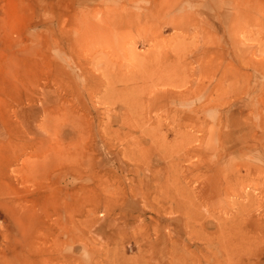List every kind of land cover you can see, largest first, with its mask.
Segmentation results:
<instances>
[{"label": "rangeland", "instance_id": "374dc122", "mask_svg": "<svg viewBox=\"0 0 264 264\" xmlns=\"http://www.w3.org/2000/svg\"><path fill=\"white\" fill-rule=\"evenodd\" d=\"M173 49L214 61L168 109L220 107L174 170L172 125L119 115ZM177 261L264 264V0H0V264Z\"/></svg>", "mask_w": 264, "mask_h": 264}, {"label": "bare ground", "instance_id": "6f19581e", "mask_svg": "<svg viewBox=\"0 0 264 264\" xmlns=\"http://www.w3.org/2000/svg\"><path fill=\"white\" fill-rule=\"evenodd\" d=\"M150 56H153V54H150ZM167 56L168 54H158L157 59H155L156 64L152 66L153 68H159V70L162 72V79L159 75V79L150 81L147 80L146 83L144 81L142 84L137 81V78H135V80L133 78L128 80V83L137 89L135 106L132 105L134 106L132 107L130 105H124L120 109L119 115L121 120H123L122 123L125 126L128 128H133V126H137V124H139L137 128L141 129L142 131V133H139L151 138V126H159L162 122L163 124H171L172 127L169 129L171 135L179 134V139L183 143V147L180 148V152L176 155L177 159L175 162H170L169 164L171 169L174 170L176 167H179L184 160L192 157L196 158L198 155L195 147L192 145L196 141L198 142L197 138L191 134H181L180 131L185 127H189L190 129L196 128L197 126L201 125V123H203L201 121V116L204 115L205 117V114L208 113L207 111L209 108L215 111L220 107L208 102L193 109H188L187 111L168 109V104H174L175 102L180 103L182 99L188 98L193 93L201 94L207 91V87H204L201 83L192 84L188 81V79L192 76H195L198 79L204 77L203 68L200 66L201 62L204 64V61H206V63L209 64L213 63L214 60L213 54L209 51H204L200 54L195 53L194 60H190L188 58L185 59L184 56L182 57L180 52H176L174 49L172 51V55L168 58ZM192 62H196L200 66V70H198L196 75L188 74L187 76L185 73L181 75L182 77H180V75L175 74L176 71L187 70V66L191 65ZM150 69H152L151 66ZM156 110H162V115L160 114V116L152 117L150 113ZM176 129H178V131H175ZM161 137L166 139L164 135ZM168 152L169 151L165 149L163 143H155L154 154H159L156 156L158 159L167 160L170 155ZM146 169L150 170V167L147 166ZM184 181L185 180H183V182ZM159 186L160 185H158V187ZM132 187L134 190L133 185ZM141 199L143 200L144 198L141 197ZM186 200L188 201L187 209L195 206L191 193H188V191H186ZM221 231L223 232H221L220 235L223 237V240H226L225 242H229L230 244L235 242L236 237H232L233 233L230 236V233H228L225 228H221ZM230 244L228 246H230ZM234 244L238 247L239 243L236 242ZM242 246L243 245H240L238 248ZM210 247L214 248V246H209L208 249H210ZM226 251L228 254L229 252L233 251V248H228ZM177 264H180V262L177 261Z\"/></svg>", "mask_w": 264, "mask_h": 264}]
</instances>
